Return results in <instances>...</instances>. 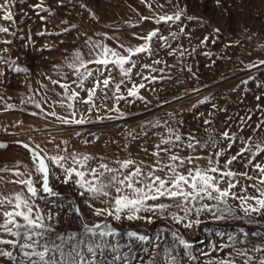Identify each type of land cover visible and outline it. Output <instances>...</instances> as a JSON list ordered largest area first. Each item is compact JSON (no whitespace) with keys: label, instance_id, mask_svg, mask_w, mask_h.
<instances>
[{"label":"rangeland","instance_id":"1","mask_svg":"<svg viewBox=\"0 0 264 264\" xmlns=\"http://www.w3.org/2000/svg\"><path fill=\"white\" fill-rule=\"evenodd\" d=\"M6 3V8L0 7V28L8 29L0 32V145H5L0 148V200L4 201L0 204V224L5 210H20L14 205L15 196L21 194L34 205L33 214L36 207L43 210L42 214L53 213L59 221L56 231L62 234L72 231L79 237L84 223L88 227L110 223L117 235L107 239L113 244H133L136 250L135 259L119 264H151L153 260L155 264H216L220 260L245 264L248 257L252 258L249 264H259L264 259V216H246L239 199L228 198L227 204L235 214L220 220L207 210L196 212L203 204L214 206L218 201L197 198L198 202L186 205L191 211L180 223L170 216L153 217L150 224L116 221L113 217L105 221L94 214V209L112 210L115 187L107 189L106 197L91 199L88 193L80 195L83 189L74 183L78 179L74 174L68 183L63 181L67 178L64 169L74 168L98 184L104 177L94 178L88 172L91 168L103 171L99 169L102 163L116 170L111 175L123 179L136 166L147 172L146 166H157V159L161 160L157 167L178 164L169 160L170 155L178 154L185 158V166L177 171L186 175L185 168H207L211 158L218 162L221 172H246L252 177L209 173L220 179L219 187L226 188L231 182L236 184L231 192L237 196L264 198L260 195L264 191L260 179L264 176L255 167L264 166V0H0V6ZM179 9L185 10L179 21L157 23L160 15H174ZM9 13L11 20L4 18ZM151 31H157L148 42L151 53L131 58L136 66L131 68L130 76L122 75L113 64L105 68L89 63L102 58L105 47L127 56L125 49L143 45L146 41L137 37ZM157 60L160 63H155ZM81 61L86 68L81 67ZM87 71L93 76L84 78L81 74ZM109 74L111 83L108 88L101 85L96 89L97 108L89 112L91 106L80 100L87 99V91L96 86V76L103 80ZM116 84L120 85L119 91ZM140 84L144 87L139 88ZM133 85L143 100L128 95ZM73 92L79 95L69 101L67 97ZM117 96L123 99L117 100ZM73 112L75 119L83 116L85 122L65 124L58 119L71 120ZM169 128L180 135V141L169 133ZM162 138L172 143L157 149ZM189 143L194 147H188ZM157 151L160 156L154 157L152 153ZM217 152L222 154L217 156ZM34 153L48 166L49 186L57 196L43 192L42 174L36 171L39 160ZM234 155L237 159L224 168ZM57 156L65 158L60 161L63 167L51 161ZM73 156L80 161L85 156L91 159L81 168ZM188 157L201 159L188 164ZM127 160L134 161V165L122 169L121 164ZM156 174L165 176L170 172L165 168ZM28 179L38 190L35 197L20 182ZM88 203L93 207L89 208ZM247 203L255 206V200ZM170 211L185 215L177 208ZM253 218L259 222L250 223ZM16 220L23 223L20 218ZM197 220L201 223H194ZM127 231L149 237L152 242L143 246L146 252L139 242L126 237ZM12 239L0 230V240ZM0 249L23 259L18 248L0 244ZM236 250L245 254L237 255ZM126 252L128 248L124 247L119 254ZM50 255L60 259L59 253ZM0 264L16 262L0 257Z\"/></svg>","mask_w":264,"mask_h":264},{"label":"snow or ice","instance_id":"2","mask_svg":"<svg viewBox=\"0 0 264 264\" xmlns=\"http://www.w3.org/2000/svg\"><path fill=\"white\" fill-rule=\"evenodd\" d=\"M170 2V0H169ZM0 7H7V3ZM163 9L164 5H159ZM184 9H179L174 15H160L157 19V23L163 21L167 23L168 21H179L184 15ZM5 19L11 20V14L9 13L4 17ZM143 19H148L144 17ZM191 19V17H189ZM183 31V29H181ZM0 32H8L7 28H0ZM157 36V31H151L147 36L137 37L138 39H143L146 42L143 45H140L135 48H126L125 51L128 53L127 56L121 55L120 53L113 51L110 48L105 47L101 54L102 58L98 57L89 63H96L103 65L105 68L109 64L117 66L121 74L124 76H130L131 68L135 67V61L131 58L137 56L140 53H151V48L148 42L152 41L154 37ZM175 36V33H173ZM207 39V38H205ZM8 43V41H5ZM121 47H123L121 45ZM114 57L115 59H112ZM77 60H80L79 54L76 57ZM155 63H160V61H155ZM264 63V61H262ZM126 64H130L129 68H125ZM81 67L86 65L81 61ZM16 71H27L26 69H16ZM79 72V69H76ZM84 78L92 77L93 72L87 71L86 75L81 74ZM103 71H100V76H103ZM96 86L87 91V99H81L80 102L88 104L91 107L88 109L90 112L92 108H97V105L94 103V98H96V89L103 85V88H108L111 83V76L105 77L103 80H100L99 76L95 77ZM147 79V77H146ZM56 83V81H53ZM82 87V84L79 85ZM67 90L66 85H62ZM119 84L115 85L117 91H119ZM144 85L140 84L139 88H143ZM103 88L101 91H103ZM79 93L73 92L67 97L69 101H75ZM106 95V93H105ZM129 96L136 97L143 100V97L138 95V87L133 85V87L128 91ZM117 100L123 99L122 96H117ZM102 106V105H101ZM69 108L72 107V104L69 103ZM119 111L118 109H113ZM52 115H55L53 112ZM73 119L68 120L64 117H58L62 123H84L85 119L81 116L80 119H75V112L71 113ZM207 122V121H206ZM156 126V125H153ZM171 135H175V140L180 141L181 137L177 134L172 128L168 129ZM225 137L228 136V133L223 134ZM193 137H189V140H193ZM172 141L169 139H161L160 143L156 145L157 149H160L161 144H171ZM5 147V145H0V148ZM25 148L28 145H24ZM188 147L192 148L194 145L189 143ZM231 147V146H229ZM259 148V145H257ZM146 151V149H145ZM161 151L168 152L170 149H161ZM264 151V149H261ZM222 153L217 152L216 155L220 156ZM36 159L39 160V163L36 165V171L42 174V190L50 196H57L58 194L53 191L49 186V175L50 170L45 164L44 159L40 158L38 154H33ZM154 157H159L160 152H153ZM237 155H242L238 153ZM53 163L58 167H63L60 163L61 160H64V157H51ZM91 159V157L85 156L83 161L77 160L73 156V160L80 165L81 168L86 167L85 162ZM187 163L192 164L194 160H199L201 157H188ZM237 159V156L234 155L229 159L224 168H227L234 160ZM169 160L173 162H178V164L165 163L162 167H157L161 164V160H156V165H147L148 171L145 172L144 168L136 166L134 171L128 172L124 175L123 179H120L116 175H111L116 170L109 168L106 164H100L99 171L96 168H91L88 172V175H91L94 178L104 177L97 184L95 180L86 179V173L84 171H76L74 168L64 169L66 174V179L64 183H68L74 174L78 179L74 181L76 185L83 189L80 192L81 196H84L86 193L90 194L91 199H100L101 196H107V189L111 187L116 188L117 196L114 198V205L112 210L109 211L107 208H95L94 214L96 216H102L107 221V217H113L116 221H146L147 223H153V217L157 218H168L170 216L176 223H180L181 220L186 219L190 214V208L186 205L197 201V198L200 200L207 199L210 201H218L219 204L210 206L208 204H203L201 207L196 208V212L199 214L204 210H207L212 213L214 219H226L227 214H235V210L227 204L229 197L232 199H239L241 203V208L246 216L251 217L252 213H256L259 216H264V198L257 199L252 196H237V194L232 193L231 189L236 187L235 183H228L226 188L219 187L220 179L209 175V173H219L221 177H230L234 178L236 176H243L247 179H252L248 176L246 172H233V171H223L221 172L216 166L218 162L211 160L209 158V167L201 169L196 166L195 168H185L186 175L180 171H177V168H183L185 166V158H181L178 154H172L169 156ZM134 161L127 160L121 164L122 169H129L134 165ZM143 163V162H141ZM256 169L259 170L260 174L264 176V166L260 164L255 165ZM167 168L170 174L165 176L157 175V171H164ZM107 172L110 175L104 176V173ZM27 187V191L31 194L32 197L37 196V188L33 186V181L31 179L20 181ZM260 183L264 184V178L260 179ZM187 186V187H185ZM246 191V189H244ZM215 193V195H214ZM261 197H264V191L260 192ZM163 200H171L173 203H165ZM249 200H255V206L248 204ZM15 205L17 211H4L3 217L4 222L0 224V230L8 233L15 239L12 240H0V244L10 245L11 247L18 248L19 252L22 254L23 259L18 258L13 255L12 251H5L0 249V257L8 258L10 261L16 262V264H119L122 261H129L135 259L136 250L133 248V244H121L117 241L115 244L111 243L107 238L115 237L117 235L116 230L108 222L104 223H94L93 227H88L87 223L83 224V232L80 233L79 237L76 232L68 231L66 233H60L56 231L55 216L51 212L44 211L42 214V209L36 207L35 214H33L34 205L31 201L24 199L21 194L15 196ZM48 201H46L47 203ZM151 202V203H150ZM198 202V201H197ZM4 201L0 200V204H3ZM11 203V199H9ZM223 204L224 207L219 205ZM59 207V205H57ZM88 207L92 208V204L88 203ZM177 208L180 211L184 212V216H178L176 212H171L170 209ZM215 209V210H214ZM79 212V210H75ZM147 213L148 215H143ZM16 218H20L23 223H17ZM46 221H53V223H46ZM250 223H258L255 218L249 221ZM194 223L199 224L201 221L197 220ZM13 227L15 231H13ZM185 227H192V224H185ZM90 234V235H89ZM126 237L133 243L139 242L143 251L146 252L147 248L143 247L152 241L149 240V237L144 234H139L136 231H127L125 233ZM159 233L157 234V239H159ZM173 236L176 237V234L173 233ZM179 239L181 244H185L184 240L180 237ZM58 241V242H57ZM127 247L128 252L119 254L121 249ZM185 247H189L185 244ZM37 248L43 249L42 251H37ZM86 250L87 256L85 252ZM255 250H261L256 248ZM237 255H244L245 253L241 250H236ZM50 253H59L60 259L57 260L55 255H50ZM251 257H248L245 260V264H249ZM155 264V260L151 262ZM216 264H231L230 261L220 260ZM259 264H264V259L259 261Z\"/></svg>","mask_w":264,"mask_h":264}]
</instances>
